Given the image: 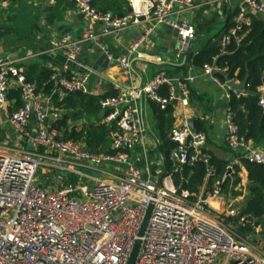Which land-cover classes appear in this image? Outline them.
I'll list each match as a JSON object with an SVG mask.
<instances>
[{"label":"built area","instance_id":"obj_1","mask_svg":"<svg viewBox=\"0 0 264 264\" xmlns=\"http://www.w3.org/2000/svg\"><path fill=\"white\" fill-rule=\"evenodd\" d=\"M75 1L87 27L79 41H52L51 51L59 52L65 64L62 72L51 76L55 89L49 100L62 89L73 94L90 93L91 73L75 74L71 67L89 42H96L109 62L120 66L132 79L140 43L157 29L170 27L177 32V58L188 51L196 35L194 25L173 19L176 12L192 9L193 0H128L130 11L124 15L98 9L95 0ZM244 2L264 21L263 0ZM143 24L142 38L125 55H113L100 41ZM250 25L251 19L244 12L237 14L234 25L223 36V46L233 41L240 45ZM217 71L225 72L215 64L203 68L204 74L226 87L227 83L215 76ZM193 80L192 76L179 79L161 71L142 88L116 85V95L99 102L105 113L104 123L110 127L113 152L96 154L81 143L60 137L49 125L46 99L35 83L13 60L0 59V121L6 114L10 91L17 88L22 105L8 117L9 122L21 136L32 137L30 129L35 128L33 148L17 153L0 150V264H128L151 204L154 209L135 264H264V228L257 229L253 237L245 236L242 230L250 223L248 218L242 217L239 225L231 223L239 215L238 209L230 207L220 212L211 206L214 200L226 201L223 180L216 178L210 189L196 196L177 187L172 171L160 183L145 177L128 152L142 144L146 135L142 101H154L162 109L174 102L187 107ZM164 85L169 86L168 97L159 93ZM260 104L264 106V99ZM52 116L57 119L60 115L54 112ZM226 124L230 150H243L245 160L264 164V152L240 135L230 106ZM171 138L176 146L169 159L177 164L176 172L191 161L210 164V158L199 151L206 136L202 132L193 135L187 117L172 130ZM79 163L102 176H89L92 184L71 183L67 175L76 173L74 167ZM238 163L227 168L223 179L232 175L230 171ZM41 170L45 182L50 179L49 173H58L56 181L62 186L44 187L38 178ZM215 175L216 170L210 166L207 176Z\"/></svg>","mask_w":264,"mask_h":264},{"label":"crops","instance_id":"obj_2","mask_svg":"<svg viewBox=\"0 0 264 264\" xmlns=\"http://www.w3.org/2000/svg\"><path fill=\"white\" fill-rule=\"evenodd\" d=\"M193 1L194 7L192 9L178 11L173 15V19L187 21L196 29V35L190 44L192 54L188 64L186 63L187 52L181 58L176 57V50L179 46L177 32L170 27H160L140 43L139 54L133 64L132 79L120 66L113 62H110L106 67L99 66L100 71L95 69L100 55L105 54L93 41L85 45L80 57L71 67L75 74L91 73L90 93L86 96L98 99L115 96L117 93L116 85L142 88L161 71L179 79L192 76L194 80L189 83V106L185 107L180 102H176L172 104L167 114H162L156 102L148 99L142 101L147 125L146 135L142 144L128 150V152L135 163H140L142 174L145 177H150L154 182L159 183L160 177L166 170L172 171L174 174L178 173L182 181L183 175L180 171H175L178 168L177 164L169 159L172 149L176 146L171 138V133L180 124L183 117H187L189 121L191 118H195L196 129L198 130V126H200L198 132H202L206 136V142L199 149L200 154L215 158L219 163L225 164L226 169L237 160L240 162L233 166L232 174L234 177L231 175L223 179L224 173L218 177L224 182L223 191L226 201L214 200L211 206L220 212L230 207H235L240 211L247 207L252 194L250 192L249 173L243 162L245 152L243 150L232 151L226 143L227 109L233 95L247 97L257 93L260 100L264 99V74L262 84L257 87L256 92L252 91L246 82L245 89L253 93L238 94L228 86H222L212 76L204 74L202 69L194 67L192 56L203 51L210 44H220L224 49L223 36L230 30V25L234 23L237 14L244 12L245 16L251 19V25L256 19L263 21V17L251 8L246 11L244 0ZM94 5L100 10L109 11L115 15H124L130 11L128 0H95ZM86 27L87 21L79 11L75 0L0 2V57L4 55V59L13 60L30 81L35 83L38 92L46 99L50 117H53L54 112H58L59 118H53L52 124L49 118V125L50 127L57 126L55 129H57L60 137L72 140L70 137L74 133H78L82 136L77 142L87 148L85 139L89 132L97 127L105 126L109 133V151H103L101 154H107L112 153L113 150L110 127L104 123L105 113L101 107L95 108L93 103H87L88 100L81 101L77 94L68 93L63 89L57 92L56 98L53 97L49 100L50 93L46 91L48 81L45 73L62 72L65 64V59L59 52L51 51L52 41L61 39H68L72 42L79 41ZM143 34L144 24L131 26L117 36L101 38L100 41L113 55L122 56L128 52L134 43L139 42ZM238 73L239 70L236 75ZM231 80L240 83L244 79L235 78ZM164 86L169 89L168 85ZM13 94H19V90L13 88L8 97ZM20 106L21 98L18 103L14 96L11 100L8 98L6 114L0 121V136L4 139V142L0 143V150L7 153H17L24 148H26L25 150L33 148L34 126L30 129L32 137H26L17 133L9 122L8 117ZM249 141L257 151L264 152V138L259 141ZM9 144H12V147ZM191 154L194 155V151ZM167 161L171 165V170L168 168ZM74 170L76 173L71 175L86 180L89 176L100 177L101 175L100 172L93 171L83 163L76 165ZM57 175L58 173H49V181H41L42 185L49 189L61 187L62 185L56 181ZM191 175L189 174V177ZM67 177L70 178L68 175ZM176 178H174L175 183L180 188ZM215 179L206 175L197 190L190 191L198 196L210 189ZM252 222L256 224L260 221L254 219Z\"/></svg>","mask_w":264,"mask_h":264},{"label":"trees","instance_id":"obj_3","mask_svg":"<svg viewBox=\"0 0 264 264\" xmlns=\"http://www.w3.org/2000/svg\"><path fill=\"white\" fill-rule=\"evenodd\" d=\"M233 25L234 23L230 26L232 27ZM246 32L247 37L240 45H237V43L233 41L223 49L220 44H210L203 51L192 56V64L194 67L203 70L205 65H212L215 63L221 70H226V72L217 71L215 73V76L221 82H226L227 80L235 78L243 80L245 77H248V86L252 91L256 92L257 87L262 84L264 74V21L260 19L254 20L251 26L246 27ZM238 70L239 73L236 75ZM45 75L48 81L46 91L51 94L55 89L50 77L52 74L51 72H48L45 73ZM159 93L162 97H168V87L163 86ZM76 94L81 101L86 99L88 100L87 103H93L95 108H99L100 99L95 97L88 98L86 95L81 93ZM13 96L16 98L18 103L21 98L20 91L19 94L10 95L8 98L11 100ZM53 97H57V92L53 95ZM157 105L159 104L157 103ZM171 106L172 104L168 105L166 109H162L159 105L160 113L167 114L170 111ZM230 107L234 111L236 122L240 126L241 136L248 141H259L264 138V107L260 105V97L257 93L247 97H238L237 95H233ZM56 127L57 126L54 125L53 128ZM58 128L60 127L58 126ZM200 128L201 127L198 126V130H200ZM81 136L82 135H79L78 133H74L70 139L77 142ZM108 136L109 133L105 126L97 127L96 129L91 130L85 139L87 149L96 154H101L103 151L108 152ZM243 162L249 173L250 192L252 194V198L249 200L247 207L242 212L241 217L247 216L248 218L251 217L262 221L264 218V164L251 162L249 160H244ZM167 164L169 170H171L169 161H167ZM210 166L216 170V175L213 179L220 177V175L225 173L227 170L225 164H221L215 158L210 157V164L199 160L193 162L191 161L184 165L182 169H180V173L183 175L182 181L178 173L174 174V178L177 177L176 179L180 189L195 191L203 182ZM189 174H192L191 177H189ZM69 180L73 184H92L88 180L74 175H71ZM231 220L232 219L230 218L228 219L229 222Z\"/></svg>","mask_w":264,"mask_h":264},{"label":"water","instance_id":"obj_4","mask_svg":"<svg viewBox=\"0 0 264 264\" xmlns=\"http://www.w3.org/2000/svg\"><path fill=\"white\" fill-rule=\"evenodd\" d=\"M244 9L246 11H249L250 10L249 5L248 4H244ZM191 54H192V49H191V46H190L188 51H187V58H186V63L187 64L189 63ZM4 58H5V56L1 55L0 59H4ZM109 63L110 62H109L108 58L105 55H100L98 61L96 62L95 69L100 71L101 69L99 68V66L106 67ZM246 82H247V77L240 83H236L233 80H227V86L231 90L237 92L238 94H242V93L252 94L253 93L252 91H250L248 89H245ZM174 103H176V102H174ZM50 122H51V124L53 123V117H50ZM189 124H190V128H191V131H192L193 135H197L198 130L195 127V118H191L190 121H189ZM136 166L139 169H142V167H141L139 162L136 163ZM167 172H168V170H166L165 173L160 177L159 183L161 182L162 178L166 175ZM230 173H233V172L230 171ZM232 175L234 177V174H232ZM153 209H154L153 204H151L148 207V209H147V212L145 214L141 229L139 231L138 239L136 240V242L134 244V247H133L132 253L130 255L128 264H135L136 263V260L138 258V255H139V252H140V249H141V245H142V238L145 236V233H146V230L148 228V224H149ZM248 220L250 222H252V221H254V218L250 217V218H248ZM240 229L241 228H239V230Z\"/></svg>","mask_w":264,"mask_h":264},{"label":"rangeland","instance_id":"obj_5","mask_svg":"<svg viewBox=\"0 0 264 264\" xmlns=\"http://www.w3.org/2000/svg\"><path fill=\"white\" fill-rule=\"evenodd\" d=\"M1 142H4V139L0 136V143ZM12 144H9V146H11ZM12 147V146H11ZM26 148H24L23 150H25ZM102 175H100L101 177ZM38 178L40 181H44L45 180V176H44V173H42V170L38 172ZM241 211V212H240ZM239 212V215L235 218H233L232 220V224L233 225H239L242 217H241V214L244 210H240ZM245 218H248V217H245ZM264 228V218L262 221H260L259 223H253V222H250L248 223L247 227H244L243 230H242V233L245 235V236H252L254 234H256V230L257 229H262ZM253 237V236H252Z\"/></svg>","mask_w":264,"mask_h":264}]
</instances>
